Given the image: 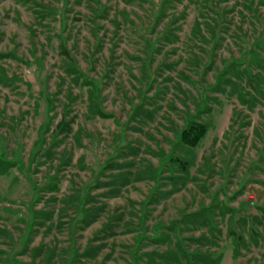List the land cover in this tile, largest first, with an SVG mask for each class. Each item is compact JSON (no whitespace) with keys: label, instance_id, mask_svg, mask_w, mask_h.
Returning <instances> with one entry per match:
<instances>
[{"label":"rangeland","instance_id":"374dc122","mask_svg":"<svg viewBox=\"0 0 264 264\" xmlns=\"http://www.w3.org/2000/svg\"><path fill=\"white\" fill-rule=\"evenodd\" d=\"M262 210L264 0H0V264H264Z\"/></svg>","mask_w":264,"mask_h":264},{"label":"trees","instance_id":"16d2710c","mask_svg":"<svg viewBox=\"0 0 264 264\" xmlns=\"http://www.w3.org/2000/svg\"><path fill=\"white\" fill-rule=\"evenodd\" d=\"M209 130L208 124L203 123H191L186 126L182 132L180 133L182 140L187 142L189 145L197 146L201 139L206 135V132ZM176 161H178L179 165L184 167L187 171L189 162L188 161H181L180 159L176 158ZM264 212V210H262Z\"/></svg>","mask_w":264,"mask_h":264}]
</instances>
